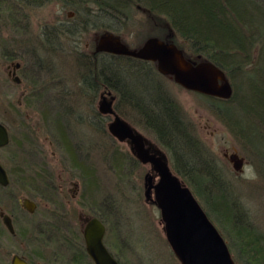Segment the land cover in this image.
I'll list each match as a JSON object with an SVG mask.
<instances>
[{"label": "rangeland", "instance_id": "rangeland-1", "mask_svg": "<svg viewBox=\"0 0 264 264\" xmlns=\"http://www.w3.org/2000/svg\"><path fill=\"white\" fill-rule=\"evenodd\" d=\"M253 1L262 4L261 0ZM135 10L126 28L116 33L130 48H139L147 38L161 37L166 33L180 43L181 39L169 31L168 21L163 15L150 13L143 7ZM28 13L29 27L24 33H18L6 18V12L0 10V121L7 124L17 140L27 141L24 146L26 152H20L19 160L10 156L18 151L16 146L3 149L1 159L8 168L27 161L28 166L33 168L28 169V173L47 174L50 177L47 187L58 190L49 189L56 193H52L53 198L49 200L38 191L23 188L20 182L7 188L0 186V206L4 209L12 210L14 206H20L19 202L29 196L38 202L34 213L18 208L17 214L23 218L17 223L24 238H12L6 233L3 240L10 248L17 242L9 241V244L6 240H43L44 244L36 241L33 245L37 254L36 263L69 264L67 259H58L61 258L59 242L49 239L50 244L46 245L45 234L40 235V230L48 228L50 224L47 222L57 223L54 211L57 214L67 211L74 223L72 229L79 228L83 221L85 226L90 218L97 215L102 216L107 225V245L122 259L123 264H181L167 239L160 208L146 200L145 176L151 171L150 165L139 162L133 156L129 143L121 142L109 133L107 126L112 117L97 116L105 88L97 84L90 88L84 79L90 67L83 66L78 59V51L86 55L93 53L102 31L84 32L77 45L63 34L60 44L58 40L56 45L50 46L49 39L44 38L43 28L76 18V9L65 7L62 0H51L42 6L29 8ZM22 42L26 47L20 45ZM6 52L17 57L7 58ZM185 53L189 55V52ZM19 61L23 64L19 74L23 80L21 85H17L9 74V66ZM152 65L156 68L154 62L148 64L149 67ZM157 75L153 74L155 80L180 105L184 119L216 158L228 187L239 203V215L255 224L264 234V158L259 162L258 155L234 136L211 108L206 95L184 88L171 76ZM112 91L116 96L118 112L161 147L172 164L170 153L145 125L141 114L126 99L122 101L116 89ZM30 93L36 94L34 99L28 96ZM59 103L67 111L65 119L70 124L65 129L68 139L82 146L79 149L81 162L93 178L94 188L90 193L93 198L89 196L87 201L85 196L89 190L85 188L83 172L67 153L66 140H62L52 128V119L61 113L57 106ZM50 111L52 119L46 117V112L50 115ZM263 146L264 142L262 153ZM231 152L245 157L241 171H236L226 156ZM117 158L125 163L124 172L114 165L113 161ZM211 219L228 243L233 244L230 234L220 226L217 217L213 215ZM64 221L68 223V220ZM57 226L66 227L61 223ZM233 253L237 259V251ZM40 257L45 261L38 260Z\"/></svg>", "mask_w": 264, "mask_h": 264}, {"label": "trees", "instance_id": "trees-1", "mask_svg": "<svg viewBox=\"0 0 264 264\" xmlns=\"http://www.w3.org/2000/svg\"><path fill=\"white\" fill-rule=\"evenodd\" d=\"M49 1L0 0V10L6 12V18L18 33H24L29 27V8ZM261 1L262 4L253 0H62L65 7L76 9L77 17L64 25L45 26L43 33L50 46L56 45L58 40L60 44L63 34L77 45L80 35L89 30L102 31V34L123 31L137 8L163 15L169 31L181 39L176 43L189 52L186 54L189 58L212 61L226 71L234 87L233 95L229 99L207 96L210 106L261 162L260 159L264 158L261 150L264 142V0ZM161 38L173 40L167 33ZM23 43L20 45L26 47ZM77 56L83 66L90 67L84 76L90 88L97 84L101 88L116 89L121 100L126 99L141 114L145 125L170 153L175 171L192 188L209 216H216L220 226L230 234L233 244L229 242V246L232 251H237L238 264H264V234L239 215V203L216 158L184 119L180 105L155 80L153 74L158 77L156 68L149 67L150 62L126 55L106 52L86 55L78 51ZM5 57L13 59L17 56L6 52ZM57 106L61 113L53 118L52 111L50 115L46 112V117L53 118V130L68 143L66 151L75 166L81 168L90 196L94 186L90 172L81 162L79 149L82 146L68 139L65 129L70 124L65 119L67 111L62 104ZM97 116L101 117L100 114ZM26 143L12 136L5 149L16 146L18 151L10 156L19 160L20 152H26ZM113 162L124 172L123 160L117 158ZM25 165L28 166L27 161L8 168L9 186L20 182L23 188L38 191L51 200L52 193L56 195L52 190L56 188L47 187L50 177L36 171L28 173V169L33 168ZM54 213L57 223L48 222L50 225L40 230V235L45 234L48 238L45 240H72L70 243L61 242V258L58 259H67L69 264H94L83 244V231L57 226L66 223L64 218H59L60 214ZM119 260L123 264L122 259Z\"/></svg>", "mask_w": 264, "mask_h": 264}, {"label": "water", "instance_id": "water-1", "mask_svg": "<svg viewBox=\"0 0 264 264\" xmlns=\"http://www.w3.org/2000/svg\"><path fill=\"white\" fill-rule=\"evenodd\" d=\"M96 52H110L153 61L164 75H171L183 87L206 95L229 99L233 95V85L225 70L209 60H192L175 42L157 36L149 37L139 48L132 49L122 39L113 34H102L95 48ZM111 94V93H109ZM114 96L104 95L100 102V112L113 114L108 129L120 141H127L138 160L150 163L152 171L159 176L154 182V173L146 174V199L161 210L165 231L173 251L182 264H237L228 243L209 218L193 190L174 172L167 154L154 144L132 124L121 117L113 107ZM10 141L5 124L0 121V148ZM236 170H242L244 157L237 152L226 153ZM10 183V176L0 161V184ZM154 191V196L152 195ZM23 205L34 212L37 204L25 198ZM3 222L14 233L15 228L9 214L1 212ZM106 225L98 217L92 218L84 228L88 254L95 264H121L104 242ZM13 264H28L18 255Z\"/></svg>", "mask_w": 264, "mask_h": 264}, {"label": "flooded vegetation", "instance_id": "flooded-vegetation-1", "mask_svg": "<svg viewBox=\"0 0 264 264\" xmlns=\"http://www.w3.org/2000/svg\"><path fill=\"white\" fill-rule=\"evenodd\" d=\"M64 23L65 22H61L62 25H64ZM22 68H23L22 62H19L18 65L14 64V65H10L9 66V73H10L11 76H13L12 79L17 85H21L22 82H23L22 78L19 75L20 72L22 71ZM17 75H18V77H17ZM28 96L29 97L35 96V94L30 93V94H28ZM11 136H13L12 133H11ZM17 141H19V140H17ZM18 159H19V157H18ZM92 180H93V178H92ZM84 185H85V188H86L85 182H84ZM55 190L57 191L58 188L55 189ZM88 197H89V195L87 194L85 196L86 201H87ZM19 203H20V206L19 205L17 207L14 206V208H12V210H9V209L7 210V209L2 208V206H0V264H13V259H14V257L16 255H18L22 259L26 260L28 262V264H38V263H36L37 254L34 253L33 245H34V243L36 241L43 243V240H6V241H8V243H9V241H11L13 243L17 242V245H14L11 248L6 244L5 240H3L4 236L6 235V233L7 234L9 233L12 238H15L17 236H20V237L24 238L23 234H20V230H19L18 223H17V221H20V219H22L23 216H19L17 214V211H18V208H21L24 211L25 210L27 211V209L23 206V204L21 202H19ZM1 212H6L12 217V221H13V224H14V227H15V232L14 233H11L10 230H8V228L4 224L2 216H1ZM54 212H56V211H54ZM61 213H60V217L64 218L65 220H68V223H66L64 226L72 227L74 223L71 220V218H70L69 214L67 213V211H63V214H61ZM91 219L92 218H90L88 221H90ZM88 221L86 222V224L88 223ZM83 223H84V221L82 223H80L81 226H79V228L81 227L80 229L82 231H83V228H84V224ZM58 224H60V223H58ZM86 224H85V226H86ZM71 241L72 240H55V242H59V244H61V242L62 243H70ZM44 242H45L46 245L50 244V240H44ZM83 244H84L85 249H86V241L85 240H83ZM6 246H7V248H6ZM51 257L56 259L53 256H51ZM38 260L45 261V259L42 258V257L38 258Z\"/></svg>", "mask_w": 264, "mask_h": 264}, {"label": "bare ground", "instance_id": "bare-ground-1", "mask_svg": "<svg viewBox=\"0 0 264 264\" xmlns=\"http://www.w3.org/2000/svg\"><path fill=\"white\" fill-rule=\"evenodd\" d=\"M26 23V22H25ZM18 25V24H17ZM252 116V115H251ZM259 121V120H258ZM261 132H262V130H261ZM263 138V137H262ZM264 147V146H263Z\"/></svg>", "mask_w": 264, "mask_h": 264}]
</instances>
